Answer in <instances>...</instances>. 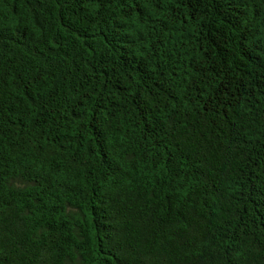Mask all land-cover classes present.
I'll return each mask as SVG.
<instances>
[{"label":"trees","instance_id":"1","mask_svg":"<svg viewBox=\"0 0 264 264\" xmlns=\"http://www.w3.org/2000/svg\"><path fill=\"white\" fill-rule=\"evenodd\" d=\"M0 264H264V0H0Z\"/></svg>","mask_w":264,"mask_h":264}]
</instances>
